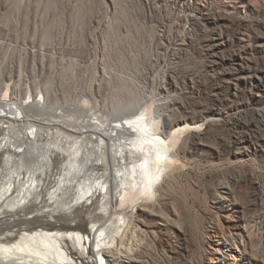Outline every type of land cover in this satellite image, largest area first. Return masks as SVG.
Wrapping results in <instances>:
<instances>
[{
    "label": "rangeland",
    "instance_id": "rangeland-1",
    "mask_svg": "<svg viewBox=\"0 0 264 264\" xmlns=\"http://www.w3.org/2000/svg\"><path fill=\"white\" fill-rule=\"evenodd\" d=\"M249 2L0 0V93L147 105L165 132L214 118L176 140L113 248L125 264H264V0Z\"/></svg>",
    "mask_w": 264,
    "mask_h": 264
},
{
    "label": "bare ground",
    "instance_id": "bare-ground-1",
    "mask_svg": "<svg viewBox=\"0 0 264 264\" xmlns=\"http://www.w3.org/2000/svg\"><path fill=\"white\" fill-rule=\"evenodd\" d=\"M16 93H0V264H125L113 248L174 164L176 140L214 118L165 132L147 105L124 116L86 97L63 113Z\"/></svg>",
    "mask_w": 264,
    "mask_h": 264
}]
</instances>
